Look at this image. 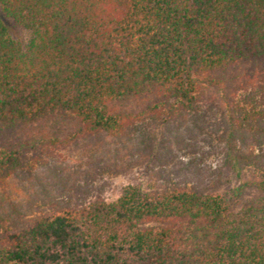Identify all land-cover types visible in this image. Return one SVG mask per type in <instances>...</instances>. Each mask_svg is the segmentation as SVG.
<instances>
[{"label":"trees","instance_id":"16d2710c","mask_svg":"<svg viewBox=\"0 0 264 264\" xmlns=\"http://www.w3.org/2000/svg\"><path fill=\"white\" fill-rule=\"evenodd\" d=\"M0 5L32 34L23 45L0 19V192L51 146L194 109L232 65L256 64L264 92V0ZM59 118L75 124L64 137ZM0 264H264V171L211 192L128 184L0 232Z\"/></svg>","mask_w":264,"mask_h":264},{"label":"rangeland","instance_id":"374dc122","mask_svg":"<svg viewBox=\"0 0 264 264\" xmlns=\"http://www.w3.org/2000/svg\"><path fill=\"white\" fill-rule=\"evenodd\" d=\"M0 19L12 38L29 42L31 31L1 5ZM220 74L223 90L205 87L194 109L173 120L148 119L119 133L87 135L51 146L38 158L27 157L0 192V232L24 228L63 208L113 201L128 184L150 191L179 185L211 192L264 171V92L257 66L238 63ZM54 120L69 122L62 137L75 127L69 120ZM31 126L28 130H37L40 124Z\"/></svg>","mask_w":264,"mask_h":264}]
</instances>
